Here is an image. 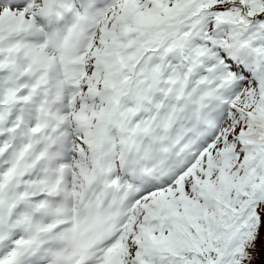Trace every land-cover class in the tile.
<instances>
[{
	"label": "snow or ice",
	"instance_id": "obj_1",
	"mask_svg": "<svg viewBox=\"0 0 264 264\" xmlns=\"http://www.w3.org/2000/svg\"><path fill=\"white\" fill-rule=\"evenodd\" d=\"M0 264H264V0H0Z\"/></svg>",
	"mask_w": 264,
	"mask_h": 264
}]
</instances>
